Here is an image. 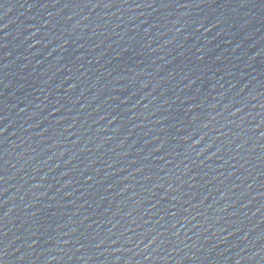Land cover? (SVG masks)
Returning <instances> with one entry per match:
<instances>
[{"label":"water","instance_id":"1","mask_svg":"<svg viewBox=\"0 0 264 264\" xmlns=\"http://www.w3.org/2000/svg\"><path fill=\"white\" fill-rule=\"evenodd\" d=\"M0 264H264V0H0Z\"/></svg>","mask_w":264,"mask_h":264}]
</instances>
